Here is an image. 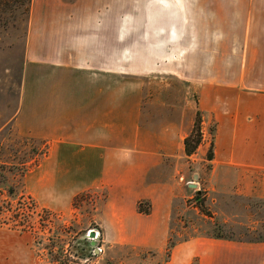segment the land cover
<instances>
[{"label":"crops","instance_id":"0c3cea01","mask_svg":"<svg viewBox=\"0 0 264 264\" xmlns=\"http://www.w3.org/2000/svg\"><path fill=\"white\" fill-rule=\"evenodd\" d=\"M110 2L45 0L71 16L42 25L40 37L33 11L14 121L46 151L26 184L44 209L64 214L101 190L106 240L164 253L182 181L197 186L196 172L188 179L201 162L250 184L264 170V0H159L153 15L138 8L123 20L114 11L124 3ZM197 117L215 124L213 160L204 130L186 153ZM15 239H0V264H27L28 235ZM167 257L161 264H264V240L197 235Z\"/></svg>","mask_w":264,"mask_h":264},{"label":"rangeland","instance_id":"374dc122","mask_svg":"<svg viewBox=\"0 0 264 264\" xmlns=\"http://www.w3.org/2000/svg\"><path fill=\"white\" fill-rule=\"evenodd\" d=\"M8 1L6 6L0 7V206L6 207L9 204L12 210L0 212V219L8 223V226L0 228V239L16 245L18 243L16 237L28 235V253L27 256L24 255L27 264H30L31 244L33 264H51L49 258L43 257L34 244L36 237L41 233L40 227L36 226L38 219L42 216L47 217L43 212L47 209L30 194L26 184L27 174L36 168L46 149L41 140L20 134L14 118L21 107L33 11L36 37H40L42 25L60 18H69L71 12L55 10L52 8L54 3H50L52 7H44L42 4L45 0H32L30 10L25 12V7H17L13 0ZM55 1L59 7L61 5L63 7L64 3L75 2ZM121 2L124 3L122 7L126 8L114 11V18L119 20L137 17L138 8L153 15L154 9L160 7L159 0H111L110 4L112 7H121ZM169 82L181 89L186 87L180 81L168 79L166 83ZM200 121L199 127L202 134L204 130V142L209 148L215 138V124L213 122L202 124V117ZM207 165V162L203 161L190 172L188 180H194L192 172L199 175L196 179L199 185L197 184L196 188L190 189L186 181H182L183 193L174 203L171 229L164 253L141 246L108 242L99 225V215L105 201V194L101 190L84 193L73 205V211L68 214L49 210L50 219L58 216L68 226L74 222L76 230L86 231V237L92 241V247L84 248L78 244V249L74 248L76 255L70 251L72 247L67 245L65 248L69 251L68 264H161L168 258V250L173 244L197 235L264 240V170L253 173L252 178L256 180L254 184H250L249 180L240 178L239 174L234 172L212 174ZM25 200L33 201L40 215L35 214L32 219L35 223L32 233L21 234L17 230L21 228L20 226L16 230L12 229L15 224L13 210L19 207V201L24 203ZM92 231H95V237L90 236ZM91 248H95V253L89 256ZM79 249H86L87 256L79 257Z\"/></svg>","mask_w":264,"mask_h":264},{"label":"trees","instance_id":"16d2710c","mask_svg":"<svg viewBox=\"0 0 264 264\" xmlns=\"http://www.w3.org/2000/svg\"><path fill=\"white\" fill-rule=\"evenodd\" d=\"M8 0H0V7L6 6ZM13 3L17 5V7H25V12L30 10L32 0H13ZM200 117H197L195 128L193 133L186 139L185 147L187 155H192L202 142V135L200 130ZM208 160H213V151L212 147L208 153ZM84 194V193H83ZM83 194L78 195L75 197L73 201V205H75L76 201L83 197ZM17 208L13 210L15 215L14 226L12 229L16 230L19 226L21 227L19 232L23 233H32L34 229V222L32 221L35 214H39L37 212V208L34 206L33 201L27 202L19 201ZM12 206L7 204V206H0V212L3 211H11ZM139 212L149 214L150 213V206L147 204H139ZM47 217L43 216L38 219V225L40 227L41 233L36 237L35 247H37L38 251L42 253L43 257H48L51 264H68V250L65 248L67 245L72 247L73 253L75 254L74 248L78 247V244L87 247H92V241L88 240L86 237V231H77L74 225V222H71V225L68 226L64 220H61L58 216H55L54 219L51 216V211L44 210L43 211ZM40 215V214H39ZM56 220V223H55ZM4 226H8V223L0 219V228ZM11 228V227H10ZM73 233L70 235V233ZM72 237V239H70ZM221 237V236H215ZM228 238V237H223ZM242 240V239H239ZM86 247V248H87ZM82 248V247H81ZM78 249V248H77ZM86 249H79V257L87 256ZM95 253V248L90 249L89 256ZM76 255V254H75Z\"/></svg>","mask_w":264,"mask_h":264},{"label":"water","instance_id":"95a60500","mask_svg":"<svg viewBox=\"0 0 264 264\" xmlns=\"http://www.w3.org/2000/svg\"><path fill=\"white\" fill-rule=\"evenodd\" d=\"M195 178L198 179V175H196ZM190 186L193 187V188H196V185L194 183L191 184ZM95 234H96L95 231L90 232V236L91 237H95ZM97 252H98V250H96V253Z\"/></svg>","mask_w":264,"mask_h":264}]
</instances>
